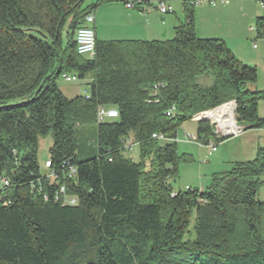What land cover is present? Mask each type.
Here are the masks:
<instances>
[{
	"label": "trees",
	"instance_id": "obj_1",
	"mask_svg": "<svg viewBox=\"0 0 264 264\" xmlns=\"http://www.w3.org/2000/svg\"><path fill=\"white\" fill-rule=\"evenodd\" d=\"M85 1L0 0V176L8 180L0 264H264V148L214 172L206 189L169 183L191 161L174 139L194 114L235 101L239 125L264 128V91L251 88L256 66L223 39L197 34L194 0H183L185 19L170 39L97 40L94 56L80 55L77 29L110 0ZM254 29L264 38V15ZM66 72L91 76L83 96L61 91ZM99 108L118 116L98 121ZM88 124L97 153L81 158L78 127ZM47 135L51 166L42 173ZM196 135L204 144L224 140L208 120H198Z\"/></svg>",
	"mask_w": 264,
	"mask_h": 264
},
{
	"label": "crops",
	"instance_id": "obj_2",
	"mask_svg": "<svg viewBox=\"0 0 264 264\" xmlns=\"http://www.w3.org/2000/svg\"><path fill=\"white\" fill-rule=\"evenodd\" d=\"M98 1L88 0L86 6ZM172 5L173 12L162 14L152 4L127 9L124 4L112 3L109 6L116 10L115 14L118 15L110 19L105 30L102 29L103 6H99L100 8L95 10L94 24L97 40L102 41L101 38L108 36L139 40L166 39L174 36L175 27L185 19V14L183 0H175ZM263 15L264 9L255 0H230L229 3L195 6L197 34L202 38L223 39L238 59L256 66L258 81L251 88L264 91V38H257L254 29L256 19ZM256 39H259V44L254 43ZM255 130L264 136V128ZM233 161L236 160H231ZM231 162L222 170H227Z\"/></svg>",
	"mask_w": 264,
	"mask_h": 264
},
{
	"label": "rangeland",
	"instance_id": "obj_3",
	"mask_svg": "<svg viewBox=\"0 0 264 264\" xmlns=\"http://www.w3.org/2000/svg\"><path fill=\"white\" fill-rule=\"evenodd\" d=\"M88 0L84 3L86 6ZM112 3L124 4L122 1H114L110 0L100 7L103 10L104 19L102 24V29L108 28L110 19L114 18L118 14H115L116 10L112 9L109 5ZM99 7V8H100ZM21 29L29 35L35 36L42 40H48V36L45 32L37 27H21ZM101 38L103 40H112L116 38ZM173 36H170V39ZM256 44H259V39H256ZM91 80V76H87L84 79H79L76 82H67L60 78L58 80V86L64 95L69 98H75L77 96H83L85 91L89 89V82ZM198 82H204V78L201 77L198 79ZM234 119L235 110H233ZM258 114L260 117H264V101H260L258 105ZM197 115L194 114L193 117ZM192 117L191 120L185 122L177 135V144L178 149L181 154H188L191 157V161L189 162H181L179 165V171L175 177L169 179V183L173 186V188L177 190H185L187 186L198 187L201 190L206 189L212 179V174L214 172L223 171L222 169H226L227 165L231 162V160H251L255 157L258 148H264V136L259 133V131L248 128L244 129L237 136L230 135L229 137L223 136V129L217 123L213 122L216 120H208L210 123L214 125L215 131H219V135L224 137L222 142H218L217 151L213 154V156H209V148L205 145H199L193 137H196L198 120ZM201 117V115H198ZM242 127H247V125H240ZM239 127V126H238ZM232 129V128H231ZM240 129V128H235ZM236 130V131H237ZM78 137L80 140V155L83 158V152L85 151H93L92 153H97V150H93L90 145H95V127L92 124L83 125L78 127ZM53 144V138L51 135H47L40 138L39 142V151H38V161L41 167V172L46 173L48 169L45 166L46 161L49 159V151ZM128 148L132 153V158L136 162L139 161V148L137 143L133 142L131 139L128 142ZM127 156H130L129 152H125ZM261 179L264 181V174ZM259 199L264 201V186H262L259 190ZM193 223V222H192Z\"/></svg>",
	"mask_w": 264,
	"mask_h": 264
},
{
	"label": "built area",
	"instance_id": "obj_4",
	"mask_svg": "<svg viewBox=\"0 0 264 264\" xmlns=\"http://www.w3.org/2000/svg\"><path fill=\"white\" fill-rule=\"evenodd\" d=\"M119 1H122L127 9H136L139 7H144L145 5L152 4V5L156 6L157 10L160 13L166 14L169 12H173L174 7H173L172 3L175 0H119ZM255 1L259 4V6L261 8L264 9V0H255ZM218 2L229 3L230 0H194L193 1L195 6L200 5V4L216 5ZM95 19H96V12L95 11L89 12L87 14V16L85 17V23L81 27H79L76 31V36H75L76 50H77V53L80 55L94 56L96 53L97 37H96V30L94 27ZM61 78L67 82H76L79 80V76L74 72L63 73ZM233 110H235V105L233 106ZM206 112H208V111L201 112L200 115L204 114ZM170 113L171 112H168V114H170ZM117 116H118V111L115 109H109V110H107L105 108H99L98 109V121L104 120L105 118H115ZM223 117H224V119H227L228 115L226 114ZM198 118L199 117L197 116V119ZM233 118H234V114H233ZM209 120H211V119H209ZM211 121H213V120H211ZM213 122L220 125V123L217 121H213ZM220 127L223 129V136H226V135L237 136L239 133H241L244 130V127L240 126L238 124V122H236V121H235L234 129L225 128L221 125H220ZM235 128H240V129L237 130ZM216 133H219V131L217 130ZM153 137L159 138L161 140H168L166 137H163L162 135L154 134ZM192 139H194L199 145L207 146L209 148V153H208L209 156H213V154L217 151L218 144L215 142H210L208 144H204V143L198 141L197 135H196V137H193ZM174 140L177 142V139H174ZM45 166H46V168H49L51 166V162L49 160H47L45 163ZM50 178L54 179V175L50 174ZM7 184H8V180L6 178H3L2 176H0V187H3ZM189 187L190 186H187L186 189H189ZM64 191H65V189L62 188V192H64ZM67 200L72 204L75 203V199H73V198H68Z\"/></svg>",
	"mask_w": 264,
	"mask_h": 264
},
{
	"label": "bare ground",
	"instance_id": "obj_5",
	"mask_svg": "<svg viewBox=\"0 0 264 264\" xmlns=\"http://www.w3.org/2000/svg\"><path fill=\"white\" fill-rule=\"evenodd\" d=\"M233 106L234 103H227L221 107L208 111L204 114H201V117H208L210 119L216 120L221 124V126L225 128H232L235 127V120L233 118ZM228 115L227 119H224V115Z\"/></svg>",
	"mask_w": 264,
	"mask_h": 264
},
{
	"label": "water",
	"instance_id": "obj_6",
	"mask_svg": "<svg viewBox=\"0 0 264 264\" xmlns=\"http://www.w3.org/2000/svg\"><path fill=\"white\" fill-rule=\"evenodd\" d=\"M58 73H59V71H58ZM228 103H230V102H228ZM231 103H234V105L236 106V102L235 101H231ZM227 104V103H226ZM223 105H225V104H223ZM223 105H221V106H223ZM221 106H218V107H221ZM218 107H216V108H218ZM216 108H214V109H216ZM213 110V109H212ZM208 111H211V110H208ZM198 115H200V113L199 114H197V115H195L193 118L194 119H197V116ZM210 118H208V117H199L197 120H209ZM244 129H246V128H244ZM230 135H226L225 137H229Z\"/></svg>",
	"mask_w": 264,
	"mask_h": 264
}]
</instances>
